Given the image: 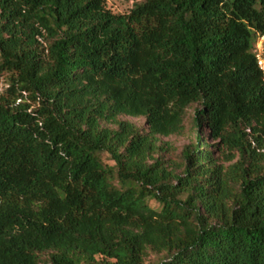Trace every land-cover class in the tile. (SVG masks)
Returning <instances> with one entry per match:
<instances>
[{"label": "trees", "instance_id": "1", "mask_svg": "<svg viewBox=\"0 0 264 264\" xmlns=\"http://www.w3.org/2000/svg\"><path fill=\"white\" fill-rule=\"evenodd\" d=\"M262 33L264 0H0V264H264Z\"/></svg>", "mask_w": 264, "mask_h": 264}, {"label": "rangeland", "instance_id": "2", "mask_svg": "<svg viewBox=\"0 0 264 264\" xmlns=\"http://www.w3.org/2000/svg\"><path fill=\"white\" fill-rule=\"evenodd\" d=\"M143 0H107L108 6L116 13H123L129 11L132 6L136 2H140ZM5 88V82L2 79L0 83V91H2ZM200 103H195L191 105L187 110L186 115V131L182 135H172L169 137H161L160 144L164 145L166 148L169 149V151L166 153V157H172L173 159H177L185 146L195 143L196 142V130H195V117L197 116V111L199 108H201ZM120 120L124 121H130L138 125L140 128L146 127V118L145 117H133L130 115H121L119 116ZM105 126L116 128V125L111 123H105ZM210 143H213L214 141H211L209 139ZM161 256L150 252L145 260V264H157L160 260Z\"/></svg>", "mask_w": 264, "mask_h": 264}, {"label": "built area", "instance_id": "3", "mask_svg": "<svg viewBox=\"0 0 264 264\" xmlns=\"http://www.w3.org/2000/svg\"><path fill=\"white\" fill-rule=\"evenodd\" d=\"M254 54L257 66L264 75V33L260 34L257 38L254 47Z\"/></svg>", "mask_w": 264, "mask_h": 264}]
</instances>
